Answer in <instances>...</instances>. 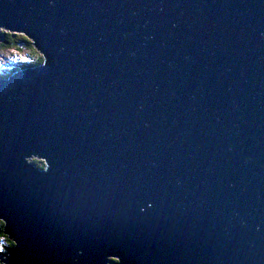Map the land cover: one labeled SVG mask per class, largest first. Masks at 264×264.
<instances>
[{"label": "water", "instance_id": "1", "mask_svg": "<svg viewBox=\"0 0 264 264\" xmlns=\"http://www.w3.org/2000/svg\"><path fill=\"white\" fill-rule=\"evenodd\" d=\"M2 27L44 62L0 79L1 264H264V0H0Z\"/></svg>", "mask_w": 264, "mask_h": 264}, {"label": "rangeland", "instance_id": "2", "mask_svg": "<svg viewBox=\"0 0 264 264\" xmlns=\"http://www.w3.org/2000/svg\"><path fill=\"white\" fill-rule=\"evenodd\" d=\"M5 31H7L10 34H13L12 32H9L8 30H6V28L2 27V28H0V36H1V33L5 32ZM14 34L24 35V34L18 33V32L14 33ZM30 42H31V40H30ZM31 44H33V43L31 42ZM37 55H41V54L36 49H34L33 45H32V48L22 47L18 50L15 48L14 49H12V48L1 49L0 50V75L5 74V75L12 76L13 74H15L17 72V71H15V69L17 67L20 71L22 69H25V67H23V66L27 65L31 61L35 60L37 58ZM33 160L40 161L41 165L45 166V163L43 160H39V159H36L33 157L27 158V161L31 164L33 163L32 162ZM4 241H5V238L0 237V250L2 249L1 246L4 244Z\"/></svg>", "mask_w": 264, "mask_h": 264}, {"label": "trees", "instance_id": "3", "mask_svg": "<svg viewBox=\"0 0 264 264\" xmlns=\"http://www.w3.org/2000/svg\"><path fill=\"white\" fill-rule=\"evenodd\" d=\"M1 39H0V50L6 49V48H12V49H20L22 47L25 48H32L31 42L23 35H17V34H10L7 31L1 33ZM35 49V48H34ZM44 62V58L42 55H37V58L27 65H24L25 69L30 67H36L41 65ZM22 67V68H23ZM18 68V67H17ZM7 77V76H4ZM34 165L38 166L39 168H43L44 166L41 165L40 161H32ZM0 237H4L5 241L4 244L1 246L0 250V264H1V256L6 254L9 250H11L14 247V242L11 241L8 236L4 234V221L0 220ZM4 248V249H3ZM114 262V261H112Z\"/></svg>", "mask_w": 264, "mask_h": 264}, {"label": "snow or ice", "instance_id": "4", "mask_svg": "<svg viewBox=\"0 0 264 264\" xmlns=\"http://www.w3.org/2000/svg\"><path fill=\"white\" fill-rule=\"evenodd\" d=\"M0 223H2V222H0Z\"/></svg>", "mask_w": 264, "mask_h": 264}, {"label": "bare ground", "instance_id": "5", "mask_svg": "<svg viewBox=\"0 0 264 264\" xmlns=\"http://www.w3.org/2000/svg\"><path fill=\"white\" fill-rule=\"evenodd\" d=\"M14 34V33H13Z\"/></svg>", "mask_w": 264, "mask_h": 264}]
</instances>
